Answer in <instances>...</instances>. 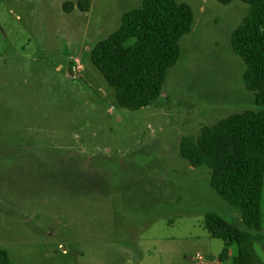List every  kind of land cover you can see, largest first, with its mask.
I'll use <instances>...</instances> for the list:
<instances>
[{
	"label": "rangeland",
	"instance_id": "1",
	"mask_svg": "<svg viewBox=\"0 0 264 264\" xmlns=\"http://www.w3.org/2000/svg\"><path fill=\"white\" fill-rule=\"evenodd\" d=\"M78 1L0 0V249L8 264H264V239L225 246L208 236V212L246 229L211 189L209 171L178 156L182 137L257 110L230 46L248 6L176 0L192 11L191 31L159 97L128 111L90 53L141 0H86V12ZM259 215L264 236V176Z\"/></svg>",
	"mask_w": 264,
	"mask_h": 264
},
{
	"label": "trees",
	"instance_id": "2",
	"mask_svg": "<svg viewBox=\"0 0 264 264\" xmlns=\"http://www.w3.org/2000/svg\"><path fill=\"white\" fill-rule=\"evenodd\" d=\"M215 1L229 5L233 0ZM238 1L248 6V13L231 33L230 46L245 66L243 84L253 94L257 110L201 127L178 145V156L194 170L207 169L211 189L240 214L246 230L213 212L203 217L208 236L225 246L264 239L259 215L264 176V0ZM77 8L86 12L87 1L79 0ZM192 23L186 4L141 0L139 8L122 14L114 32L95 44L90 61L113 89L118 106L136 111L159 97L168 70L180 56L179 41L191 31ZM0 264H8L2 249Z\"/></svg>",
	"mask_w": 264,
	"mask_h": 264
},
{
	"label": "built area",
	"instance_id": "3",
	"mask_svg": "<svg viewBox=\"0 0 264 264\" xmlns=\"http://www.w3.org/2000/svg\"><path fill=\"white\" fill-rule=\"evenodd\" d=\"M75 70H77V69H75ZM75 70H74V71H75ZM72 72H73V70H72ZM195 258H196L197 260H201V257H200L199 255H196Z\"/></svg>",
	"mask_w": 264,
	"mask_h": 264
},
{
	"label": "water",
	"instance_id": "4",
	"mask_svg": "<svg viewBox=\"0 0 264 264\" xmlns=\"http://www.w3.org/2000/svg\"><path fill=\"white\" fill-rule=\"evenodd\" d=\"M210 261L212 260V258L209 259Z\"/></svg>",
	"mask_w": 264,
	"mask_h": 264
},
{
	"label": "crops",
	"instance_id": "5",
	"mask_svg": "<svg viewBox=\"0 0 264 264\" xmlns=\"http://www.w3.org/2000/svg\"><path fill=\"white\" fill-rule=\"evenodd\" d=\"M212 259H213V257H212Z\"/></svg>",
	"mask_w": 264,
	"mask_h": 264
}]
</instances>
